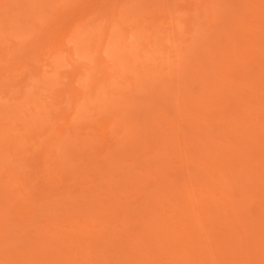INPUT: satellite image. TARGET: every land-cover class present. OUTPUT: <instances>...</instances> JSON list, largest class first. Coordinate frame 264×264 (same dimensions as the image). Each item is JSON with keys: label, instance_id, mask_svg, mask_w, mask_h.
Wrapping results in <instances>:
<instances>
[{"label": "rangeland", "instance_id": "1", "mask_svg": "<svg viewBox=\"0 0 264 264\" xmlns=\"http://www.w3.org/2000/svg\"><path fill=\"white\" fill-rule=\"evenodd\" d=\"M0 264H264V0H0Z\"/></svg>", "mask_w": 264, "mask_h": 264}]
</instances>
